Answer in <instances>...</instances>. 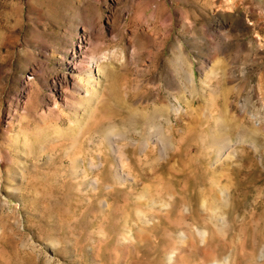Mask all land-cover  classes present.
I'll list each match as a JSON object with an SVG mask.
<instances>
[{
  "label": "rangeland",
  "instance_id": "374dc122",
  "mask_svg": "<svg viewBox=\"0 0 264 264\" xmlns=\"http://www.w3.org/2000/svg\"><path fill=\"white\" fill-rule=\"evenodd\" d=\"M166 1L0 0V264H264V0Z\"/></svg>",
  "mask_w": 264,
  "mask_h": 264
},
{
  "label": "bare ground",
  "instance_id": "6f19581e",
  "mask_svg": "<svg viewBox=\"0 0 264 264\" xmlns=\"http://www.w3.org/2000/svg\"><path fill=\"white\" fill-rule=\"evenodd\" d=\"M140 1L144 2V0H140ZM146 1L149 3V5H151V7H153L152 3H155V1H153V0H146ZM153 9H154V12L152 13V16L155 17L156 19H159V21H162L163 23L167 22V21H169V20H171L173 18V13H172L171 9L169 8V5H168L166 0H158V2L156 3V6H154ZM225 10H226V8H225ZM80 49L82 50V52L85 49V46L83 45V42L81 43ZM250 132H248L245 129V127H241V129H240L241 135H246V134L247 135L248 134L253 135Z\"/></svg>",
  "mask_w": 264,
  "mask_h": 264
}]
</instances>
